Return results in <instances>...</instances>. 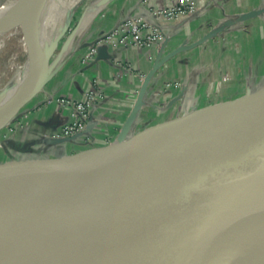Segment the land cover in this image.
Segmentation results:
<instances>
[{"label":"water","instance_id":"95a60500","mask_svg":"<svg viewBox=\"0 0 264 264\" xmlns=\"http://www.w3.org/2000/svg\"><path fill=\"white\" fill-rule=\"evenodd\" d=\"M36 1L23 0L18 11L32 9ZM261 13L262 10L250 11L243 18ZM63 32L46 50L33 94H28V85L35 78L30 73L23 90L5 111H12V115L0 131L52 77L50 71L46 80L50 59ZM210 37L211 34L191 45L180 46L162 58L160 54L157 56L116 141L57 159L0 163V246L17 240L21 232L67 228L73 220L82 219L162 233L188 246L189 250L174 253L167 264H228L234 250L264 264V139L223 159L188 166L173 167L151 160L183 143L187 155L198 159L190 139L205 151L223 148L228 128L220 119L231 110L247 109L263 100L264 86L126 138L154 73L174 56ZM102 50L104 48H99L97 54ZM183 94L182 89L174 101ZM154 132L158 135L139 143ZM81 135L52 141H69ZM108 156L110 160L102 168L83 170ZM74 168L82 170L72 173L70 169ZM229 221L233 224L225 227ZM80 239L101 241L102 236L90 229L78 228L68 237L49 239L36 249L50 256L90 255L85 251H67L71 242ZM117 241L113 250L125 246L122 240ZM130 242L131 252L141 247L137 242ZM94 252L91 256L104 254ZM162 252L159 247L148 244L137 253H144V258L153 260ZM137 256L122 264H146ZM148 264L155 263L148 261Z\"/></svg>","mask_w":264,"mask_h":264},{"label":"crops","instance_id":"0c3cea01","mask_svg":"<svg viewBox=\"0 0 264 264\" xmlns=\"http://www.w3.org/2000/svg\"><path fill=\"white\" fill-rule=\"evenodd\" d=\"M169 4L171 2L166 0H148L146 3H136L133 11L134 14L142 16L150 6ZM216 4L221 6L225 13L237 10L235 6H240L241 13L254 10H262V13L249 19L238 18V24L230 23L229 26L237 24L240 26L239 29L212 34L210 39L199 47L187 53L182 52L164 63L154 73L146 87L142 105L131 126L134 132L181 117L186 111L184 108L195 104L202 95L211 97L218 92L223 100L229 101L243 96L246 91L259 89H245L248 86L247 81L242 78L249 75L250 71L253 74L255 70L254 77L260 76L262 77L260 79H263L261 82L255 81L253 85L264 86V74H260L256 66L245 64L243 58L239 57L243 53V48L246 49V43H243L242 38L250 36L252 31L261 32L259 48L264 49V0H216ZM209 18H206L205 22L196 17L173 22L164 21L163 33L173 37L169 40L165 52L169 53L182 45L190 44L187 39L198 36L196 32L198 29L206 25L210 27L209 20L214 19L212 16ZM206 32L207 30H204L201 33ZM98 34L88 35V43L83 46H88ZM231 34L235 44H229L232 40L228 42L226 39L227 35L231 38ZM221 36H224L223 40L219 38ZM103 48L104 50L96 55L93 62L87 63L88 65L76 67L71 62L70 68L50 78L44 90L45 95L32 99L30 108L22 111L17 119L15 118L0 131V163L29 159H57L83 150L103 147L115 140L134 108L143 82L161 50L155 46L148 49ZM198 53L204 58L198 60ZM189 62L193 64V70L206 69L209 73L208 79L199 81L200 78L197 77L198 84L194 75L192 81L186 79L187 76L183 79L182 76L187 73L186 69H190ZM221 76L230 79L222 81ZM168 82H177L181 87L166 91L164 84ZM93 84L99 86L104 98L91 111V121L84 134L69 141H52L54 139H51V136L69 121V115L55 103L41 105L39 102L49 96L81 100ZM182 89L184 94L174 101ZM186 98L188 99L185 106L183 103Z\"/></svg>","mask_w":264,"mask_h":264},{"label":"bare ground","instance_id":"6f19581e","mask_svg":"<svg viewBox=\"0 0 264 264\" xmlns=\"http://www.w3.org/2000/svg\"><path fill=\"white\" fill-rule=\"evenodd\" d=\"M22 1L4 0L0 4V29H2L0 30V50L5 46V42L14 40L18 48H23L27 57V61L20 69L15 81L0 92V129L11 118L12 111H5L23 90L26 85V78L30 73L34 74L35 78L28 85V94H33L37 87L38 72L46 50L59 36L61 28L65 25L61 28L60 26L69 18L70 11L75 5L74 0H37L32 9L18 11ZM97 1L89 6L85 14H83V22L87 21L88 17L97 8V5H95ZM62 18L63 21L61 22ZM62 49L61 54L50 65L46 80L50 76L51 68L58 63L62 55L67 51L66 47ZM13 58L15 56H12L8 61V69L14 64ZM220 121L226 127L228 126V131L224 136L225 146L223 148L216 150L207 149L205 151L194 140L190 139L193 145L192 148L197 153L198 159L187 155L188 153L186 152L188 151L186 150V145L183 143L151 160L161 165L173 167L188 166L196 164L199 161L220 160L252 147L264 139V99L252 104L247 109L231 110L222 116ZM156 135L139 143H144ZM109 158L110 156L87 165L83 170L100 169L110 160ZM80 169L74 168L70 169V171L75 173ZM231 224H233L232 221L226 222L225 227ZM78 228L90 229L99 235L101 234L102 239L101 241L80 239L71 242L67 251H85V254L90 255L73 257L65 256V253L62 252L63 254L61 255L50 256L37 251L36 248L39 244L49 239H63V236L68 237L69 234H72ZM112 239L115 241L113 242ZM118 239L122 240L125 246H122L118 250H113ZM130 241L141 244V247L131 252L133 249H131ZM148 244L159 247L163 251L162 254L151 260L144 258V253H137L142 249V246L146 247ZM94 250H97V252L101 251L104 254L91 256V253H95ZM187 250H189L187 245L174 237L162 233H147L127 226L109 225L78 219L73 220L67 228L40 229L19 233L17 240L7 241L0 246V264H122L123 261L129 260L130 257H135L137 254L138 260L146 264H148V261L155 264H167L168 259L174 257V253L185 252ZM228 264L260 263L256 262L253 257L234 250L232 260Z\"/></svg>","mask_w":264,"mask_h":264},{"label":"rangeland","instance_id":"374dc122","mask_svg":"<svg viewBox=\"0 0 264 264\" xmlns=\"http://www.w3.org/2000/svg\"><path fill=\"white\" fill-rule=\"evenodd\" d=\"M4 0H0V4ZM71 1V0H69ZM75 5L73 6L72 10L70 11L69 18L66 20L68 21L66 24V21L60 26L61 30L59 32V35L63 32V35L61 36L60 40L58 41L57 47L50 59V64L54 62V60L61 54L62 48L66 47L67 51L62 55L60 60L58 61L57 64L54 65L52 68L51 72L53 73L51 79L59 74L63 73L67 68L69 67V63L73 62L74 66L76 67H82L88 65L87 63H91L94 61L96 55H92L91 50L95 44V42L104 34L106 33H112L115 29L118 28V26L123 23L125 20L128 19H133V18H144V19H150L153 14H160L163 13V11H169L172 14V20H168L169 22L181 20V19H187L189 17H196L198 19H202V21L206 20V18L211 16L213 17L214 20H209L211 21L210 27L206 25L205 27L198 29L196 37L191 36L187 40H189L191 43L190 44H185V45H191L198 40L204 38L205 36L209 34H216V33H226V30L238 28L239 25H237V20L238 18L241 20H244L243 15L245 13L240 12V6H235L237 10H234L232 13H225L222 11L221 6L216 4V0H187L186 2H182L181 0H166L167 2H171L169 5H154L148 7L146 13L142 16L134 14V5L136 3H146L148 0H74ZM97 1L95 5H97V8L94 10V12L88 17V20L83 22L82 17L84 16L87 8L91 5L94 4V2ZM216 4V5H215ZM193 7L194 11L192 15L184 14L183 16H179V12L177 11V8L180 7H185L188 9L189 7ZM97 14V15H96ZM178 15V16H177ZM209 18V19H210ZM236 20V21H235ZM63 21V18L61 19V22ZM164 21H158L156 22V27L159 29V37L157 36L158 42L153 45L155 48L161 50L159 52L161 58L164 57L165 55L168 54V52H165V49L168 47V42L169 40H172V35H168L167 33H163L162 29V24ZM82 23V24H81ZM230 23H237L230 25ZM66 28V29H64ZM210 28V29H209ZM203 29V30H202ZM207 30L206 33H201L202 31ZM249 31L251 32L252 30L249 28ZM210 32V33H209ZM78 33V34H77ZM91 33H99L98 36L94 39V41L90 42L88 46H83L84 44L88 43V35ZM252 34L250 36H244L242 38L243 43H246V49L243 48V53L239 55L241 58H243L244 63L249 65L252 64L253 66H256L258 68V72L261 74H264V49L260 50V42L259 39H261V32H256L252 31ZM257 33V34H255ZM230 34V33H229ZM231 38H228L227 35V41L231 43L229 44H235L233 43V35L231 34ZM240 37V36H239ZM219 38H224V36H221ZM210 39V38H208ZM243 44V45H244ZM201 45V44H200ZM200 45L196 46L199 47ZM183 46V45H182ZM195 47V48H196ZM192 50V49H191ZM190 50V51H191ZM242 51V50H241ZM189 52V50L184 51V53ZM194 54H192L193 56ZM15 56L13 58L14 64L11 66V68H7V64L9 63V59ZM200 58H204L203 56L201 57L200 54H197V59L199 60ZM27 61V57L25 54V51L23 48H18L16 46V43L14 40H10L5 42V46L0 50V92L2 89L7 88V86H10L13 81L17 78V75L22 68V66L25 64ZM192 62V60H190ZM187 62V60H186ZM62 63V64H61ZM76 63V64H75ZM190 63V62H189ZM72 66V65H71ZM190 69H186V74L182 76L183 79L185 77H189L186 79H190L192 81V77L196 78L195 82L196 84L199 83V81H202V79H208V71L204 68H198L197 70H193V64L188 65ZM57 68V69H56ZM8 69V70H7ZM254 73L252 74L251 71L248 73L249 75H245L242 80L245 82L247 81V85L245 89L248 90V88H260L262 85L260 84H255L253 83L256 82H261L263 79H260L262 77L259 76V78L254 77L255 76V70L253 71ZM5 73V74H4ZM247 72H245L246 74ZM199 81H198V78ZM50 79V80H51ZM212 79V78H211ZM230 78L227 77H222L220 80L228 81ZM257 79V80H256ZM49 81L46 82V84L43 86L41 91L36 94V96L33 99H37L38 97L44 96V90L47 86ZM205 82V81H204ZM177 83V82H174ZM102 91V90H101ZM219 91V90H218ZM247 92V91H246ZM87 93V92H86ZM85 93V94H86ZM197 93V92H196ZM102 96H100V100H102L104 97L103 92H101ZM85 96V95H84ZM221 94L218 92L214 95L209 97L208 95L204 96L202 95L201 97L196 100L195 104H192L189 108H184L186 111L184 112L183 115L188 114L192 112L193 110H196L198 108L210 106L213 104L225 102L223 98H221ZM59 99L55 98L53 96L46 97L44 101L39 102L41 105H46V104H51L55 103V100ZM186 98L184 100V105L186 106L187 103ZM33 100L27 102L17 113L16 119L21 115V112L24 111L25 109L30 108V104H32ZM38 104V105H39ZM196 108V109H195ZM124 125V124H123ZM120 128L117 137L115 138L114 141L119 137L121 130L123 128ZM152 127V126H149ZM143 128L140 129L139 131H133L132 129L129 131L127 135V139L135 135L137 133H140L144 131L145 129L149 128ZM228 127V126H227ZM158 134V132L152 133L150 136H147L144 140ZM64 139V138H62ZM113 141V142H114ZM143 141V140H142ZM111 144V143H110ZM109 145V144H107ZM105 145V146H107ZM104 147V146H103ZM90 150V149H87ZM86 151V150H83ZM82 152V151H80ZM102 159H99L95 162H98ZM8 162V161H5Z\"/></svg>","mask_w":264,"mask_h":264},{"label":"built area","instance_id":"2783aa9c","mask_svg":"<svg viewBox=\"0 0 264 264\" xmlns=\"http://www.w3.org/2000/svg\"><path fill=\"white\" fill-rule=\"evenodd\" d=\"M186 2L187 0H181ZM194 8H177L179 16L184 14L192 15ZM177 15V16H178ZM172 14L169 11H163L160 14H153L150 19L133 18L125 20L112 33H106L101 36L94 44L91 53L97 55L99 48H126L134 47L136 49H148L158 42L159 29L156 27L158 21L172 20ZM179 83H165L164 90L180 89ZM101 90L98 85L93 84L91 89L81 100L71 98H59L55 104L69 115V121L61 129L51 136V139L71 138L84 134L91 121V111L100 101Z\"/></svg>","mask_w":264,"mask_h":264}]
</instances>
